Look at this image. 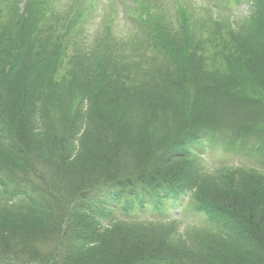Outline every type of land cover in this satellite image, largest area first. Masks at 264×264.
Returning <instances> with one entry per match:
<instances>
[{
    "label": "trees",
    "instance_id": "1",
    "mask_svg": "<svg viewBox=\"0 0 264 264\" xmlns=\"http://www.w3.org/2000/svg\"><path fill=\"white\" fill-rule=\"evenodd\" d=\"M234 1L254 3L241 29L206 21L227 38L221 71L191 7L175 20L143 0L152 54L114 50L107 24L75 48L66 90L53 79L62 43L38 26L49 3H13L0 21V261L264 264V175L203 165L219 96L264 101V0ZM80 19L65 20L63 42ZM180 202L209 226L171 220Z\"/></svg>",
    "mask_w": 264,
    "mask_h": 264
},
{
    "label": "rangeland",
    "instance_id": "2",
    "mask_svg": "<svg viewBox=\"0 0 264 264\" xmlns=\"http://www.w3.org/2000/svg\"><path fill=\"white\" fill-rule=\"evenodd\" d=\"M46 1L49 6L45 16L40 19L38 26L41 28L42 33L47 30L48 35L56 36L55 42L62 43L60 48L61 58L53 79L64 90L70 84H73V78L69 72L71 68L70 60L76 54L75 48L77 46L89 48L101 42L105 37L104 27L107 24L113 27L112 37L114 39L109 42V45L114 50H122V52L129 55H132L131 51L135 48L147 51V55H151L153 52V42L145 37V29H141L135 16L138 12H143L144 4H141L143 0H93L95 10L89 16L87 14L82 15L79 12L80 9L86 7L88 0H84L82 6L76 5L74 7L71 6V0ZM147 1L157 2L156 4L161 6L162 10L168 12L169 17L175 20H180L179 17L184 10L189 11L191 7L192 13H195L193 21L196 23L197 28L202 29L199 31L201 37L199 40H204L207 43L203 51L208 55L209 67L218 71L225 67L220 52L224 48V42L227 41V38L223 42L225 36L223 31L217 29L214 24L208 26L209 22L206 23V21L230 24L233 28L239 30L244 25L243 21L252 16L251 7L248 4H237L234 0H223L219 3L216 0ZM13 3L20 4L21 9L25 1L0 0V14H2L0 21L8 18L7 11L12 8ZM76 15L81 16L83 19V25H80L81 27L77 31L81 34H67L63 42L61 29L67 30L64 22ZM139 77L146 78L141 75ZM64 78L67 79L63 81ZM219 99L222 108L219 111V125L212 131L216 137H214V142L210 140L213 147L211 151L209 150L206 153L203 162L204 167L213 171L219 166H235L253 169L264 174V101L241 103L234 101L232 96L225 93L223 97L219 96ZM47 109L50 111L53 108L49 106ZM217 132H220V134H217ZM176 210L180 209L177 208ZM170 215L171 220H174V217L178 214L175 211L173 214L170 212ZM178 217L180 219L186 218L183 222L189 231L209 226L204 222L205 217L188 211ZM0 264L10 263L1 260Z\"/></svg>",
    "mask_w": 264,
    "mask_h": 264
}]
</instances>
